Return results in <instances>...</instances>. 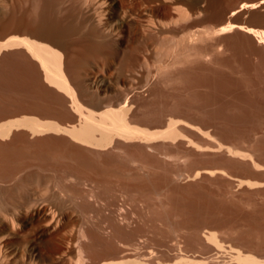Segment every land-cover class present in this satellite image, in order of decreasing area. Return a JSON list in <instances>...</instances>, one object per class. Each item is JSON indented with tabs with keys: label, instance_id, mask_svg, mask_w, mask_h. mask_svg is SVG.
<instances>
[{
	"label": "rangeland",
	"instance_id": "374dc122",
	"mask_svg": "<svg viewBox=\"0 0 264 264\" xmlns=\"http://www.w3.org/2000/svg\"><path fill=\"white\" fill-rule=\"evenodd\" d=\"M32 1L33 0H30V1L29 0H4V1L0 0V2H1L0 3V34H3L4 31H6V29L10 28V27L11 28L17 27V28H21V29L25 28L26 31L28 32V35L30 33L31 36L33 35L32 36L33 38L30 35L28 36L27 34L26 35L20 34V37H22V36L23 37H30L33 40H36L38 42H42L44 44H48L55 49H59L52 42H50V40H46V39L44 40L40 37L39 38L35 37V35L38 34L39 36H46L47 38L48 37H50V38L55 37L54 38L55 40L59 39L60 42H62L64 45L71 46V55H70L71 60L69 59L70 60L69 62H70L71 67L74 68V71L77 70V72L76 71L75 72L80 74L79 73L80 71L83 72V70L84 71L88 70L91 67V63H88V60L84 61L85 59H83V54H85V52L87 50H89V49H87V47H85L86 44H88V45L90 44L88 42L89 39L86 38L85 35L80 36L81 34L79 35L76 32L74 34V31L72 33H70L68 36L67 32L65 31V29L66 30L69 29L67 26H69V27L71 26V25H69V23L71 24L72 21L74 20V18L70 15V12H68V10H62V12L58 15V17H57V15L56 16L52 15V17H50L52 14V13H50L51 10L48 9V8H51L50 1L49 0H40V1H38V5L35 8L39 9L38 7L40 6V9H42V10L39 9V11H38L37 9H35L37 11V13H36L33 10L34 7H31ZM91 1H92V4H98V2L100 3L101 0H91ZM122 1H123L122 7L123 8L127 7V8H125L127 10L131 9L134 5V3H132V1H130V2H129V0H122ZM212 1L208 0V2H207L208 5L206 3L204 5V9L208 8L210 10V12L208 9H206L208 11L204 12V14L202 13L201 15H198L195 17L191 16V17H194V19H196V17H198L196 19V20H198L197 22H196V20H194L193 18L190 17L189 21L187 20L186 22H182V23L180 22L178 24V26L176 24L175 27L177 29H175V27L173 26L174 29H172V31L170 30L169 32H167L165 34H160L161 36L159 35L158 39L160 38L159 40H161V42L158 45L156 43L152 42L153 40H151V39H149L148 42H145L143 45H145V46L147 45L146 48L149 49V50L147 49L148 52L149 51L151 52V53L149 52L148 54L146 53V55H145V56H147L146 58H145V56L139 55L136 51H133L132 56H130V54H129L127 56L122 55V56L118 57V56H114L113 54L112 55L110 54L111 55V56L109 55L110 60H112V61L114 60V61L112 63H110L111 62L110 60H109L110 62L108 61V63H107L108 67H106L107 69L105 68V71H104L105 72L104 74L107 73L106 74L107 77L105 75L104 76L107 80L108 77L110 75H114V72H115L114 76L116 77V79H118L120 86L117 85V83H114V85L118 86V89L121 88V90L129 93L130 95H131V93H132V95L138 94V92L141 93L142 99H141V96H139V98L136 99L137 105L135 106L136 112H137L136 113L137 118L139 117L137 120L138 122H136V125L141 126V128H145V129L147 128V129H149V131H151V130L152 131H159V130L161 131V130L168 128L166 123H167V121L169 122L170 119L174 120L176 122H178V120L180 119V121L184 122L185 120H187L189 118L187 121H185V123H190L192 120L191 117H193V118L196 117V119H197V125L196 126H198V124H199L198 127L203 128L200 124L202 123V125L204 126L205 125L204 123H206L209 126L213 125V127L210 126L211 127L210 130H212L213 132H216L217 130H219L220 132L217 131L218 133H212V135L210 134L211 136H208V135L204 134L203 132H200L199 130H192V132H189L191 129L187 128V132H185L186 129L185 130L179 129L180 132L182 131V133H180V134L183 135V137L182 136L179 137V139L176 141H168V142L167 141H162V142L159 141L160 143L158 142V143L153 144V146L154 145L156 146L158 144L156 146V147L159 146L158 149L154 148V147H153V149L151 147H148L149 149L148 148L146 149L147 152L146 151L141 152L138 150H134V148L133 149L130 148L128 153L122 155V157H119V158H117V157L116 158H113V157L109 158V156L104 157V158L103 157H101V158L100 157L99 158H95V157L92 158L91 157L92 159H90V161L92 160L91 162L93 164L94 160H95V164H93L94 167L92 166L93 169H91V167H89L90 168V169L88 168L89 170H87V168H86V170L84 169V167L82 166V164H81L79 158L76 156V154H70L69 151H68L69 154H67V151H65V150L63 151V148H62L63 144L62 143H65L64 138L67 137L65 135H64V137L62 136V138L60 135L59 139H58L59 135L54 134V133L53 134L52 133L46 134L45 136L41 135V136L31 137V135L29 134L30 132L28 130L21 129L22 131L23 130L24 131L21 132V130H14L12 135H10L8 138L0 139V157L3 155L0 158V162L2 164V167L0 164V167H1L0 170L3 171V172L0 171V176L4 175V177H5V174H6V176L8 174L9 175L13 174L12 168L14 169V173H15L18 166H20V168H19L20 171L24 170L22 172H24L27 175L29 169L27 170V172H25L24 168H27L28 165H30L29 162H33V164L31 163V165H33V166L35 165V163L39 166L40 163L42 165L44 162L45 166L48 164H50L49 166H51L53 164V166L55 165V167L57 165L56 163H58L59 167L58 166L57 167L61 170H66V169L68 170L69 169V170H73V171L75 170L76 172H80L82 170L84 172L87 171L86 173L89 175H95V176L97 175L96 173L98 171L104 172V173H102L103 176L101 177V179H104L105 182L108 184V186L111 189L110 190L108 189L109 191H107V192L104 191L103 189L101 191V192L106 193L105 194L106 197L104 196V199L100 200L101 203L97 204L99 207H102V208L98 209V212H99L98 213L97 211H95V212H93V211L90 212L88 210L86 211V209L84 208V206L82 204L80 205L81 208H80L79 204H77V206L74 205L73 208H75L74 210H76V211H74L75 216H73L72 222L71 223L69 222L71 225H68V227L66 229L67 235L74 236L77 232H79L80 226H81V224H80L81 221L92 220V222L94 221L93 223H95V224L96 223L98 224L100 222L99 224L103 223L104 226H106L105 224H107V222H105V221H107V219H106L107 216L110 217V215L111 214L113 215L114 213L115 214H121V213L125 214L126 213V215H128V217L130 218V221L131 222L134 221V226L132 228H136V226H137V229H135L134 232H136L135 233L136 235H140V236H138V238L140 240H142V241L139 240L142 245L145 244L144 247H146V246L148 247L149 244L150 245L153 244L156 247L158 246L159 248L164 249L166 247H164V248L162 247V245L164 243L162 244L161 241L162 242L165 241L167 246H171V247L174 246L175 244L176 245L179 244L178 248L179 247L181 248V246L183 247V245H184V247L187 250L185 248H181V249H183V250L185 249L186 251L184 250V252L187 253V254L186 253L185 254L187 256H189L191 259L193 258L195 261L196 260H198V262L199 261L200 262L205 261V260H207V258H211L213 256L211 259L221 258V260H222V257H223V259H225V261H226V264H229V263L230 264H242L241 262H238V260L236 259L237 258L236 256H238V252L241 251L244 255L250 254L252 256H255L258 260L263 262L262 263L259 261L261 264H264V188H263L264 186L260 185V183L262 181H263L262 183L264 184V176H262V175H264V168H263L264 167V58H262V57H264V52H263L264 47H262V45H259L257 43L253 44V42L255 43V39H253L252 36H251V39H252V41L253 40L254 41L251 43L250 42L251 39L248 37L249 35H247L245 32L244 33L246 35H244V33L242 31H239L240 32L239 33L236 30H235L236 32L235 31L232 32L233 34L232 33L231 34L230 33L224 34V35L229 34L227 36L230 38H228L222 34L223 38L221 37V35H219L220 37L216 36V35H214V37L212 35H211L212 37L206 36L207 39H205V37L203 38L204 40H206V42L203 41V39L202 40L199 39L200 40L199 42L201 44L199 42H196L197 44L195 43L196 45L194 46V47H196V49L199 48L198 54L195 53V51H193V52L189 51V47L187 45V42H185L187 40V38L191 35V33L193 34L196 32L197 33L207 32L210 30L214 31L215 29L217 30V29L221 28V26L227 25L226 22H221L219 19H220V17H222L225 14V11L229 8L232 10H237V9L239 11L242 10L238 13L239 15L237 14L238 16L237 15L235 16V18H234L235 21L233 20L234 21L233 23L237 22V24L241 23L243 25H245V24L247 26L249 25V27L254 26L257 29L258 28L264 29V6H263L264 4L261 5L262 7L260 6L261 8L258 7L257 9H255L253 11H249L248 9H242V8L244 7L245 3H249L251 1L254 2V0H222V3H221V0H217V1L212 0ZM259 1H261V0H255V2H259ZM124 2L126 3V5H124L125 4ZM195 2H196V0L195 1L191 0V2H187V3H190L192 5V4H195ZM109 3H110V0L107 1V4H109ZM129 3H130V6H129ZM44 5H46V7ZM131 5H132V7H131ZM193 6H195V5H193ZM209 6H210V8H209ZM183 7L185 8V5ZM186 8L188 9L189 7L187 6ZM183 10H185V9H183ZM31 11L32 12L34 11V13H32ZM41 11H43V13H41ZM254 11H255V13H254ZM39 12L41 14H39ZM205 13H207V14H205ZM38 15H39V17L36 18ZM153 15H155L152 17L154 20L158 15L157 14H153ZM236 19H238V21H236ZM155 20L157 22H159L160 17L158 16ZM37 21H39V23ZM62 21L65 22L64 24L66 26L64 24H62L63 23ZM41 22H43V23H41ZM47 22H48V24H47ZM49 22L50 23L52 22L53 24H50ZM73 23H75V22H73ZM195 23H198V24H195ZM223 23H225V24H223ZM56 24H60L59 26L57 25V28H60V29H56V31L60 30V32H58V33H56V31H55ZM47 25L49 26V28H46V27H48ZM183 26H185V27L183 28ZM51 27H52V29H51ZM178 27H179V29H178ZM61 28L64 29L63 31L66 34L61 32ZM71 29H72V27H71ZM175 30H177V32ZM68 31L70 32V29ZM40 33L43 35H41ZM61 33H63L64 36ZM47 34L48 35L51 34L52 36H47ZM55 34H57V35H55ZM236 34H238L239 36H237ZM16 36H19V35L18 34L17 35L11 34L8 36L0 37V43H4V42L6 43L7 41L9 42L10 38L12 40V39H14L13 37H16ZM215 36H216V38L218 37L217 39L219 41L215 38ZM233 36L235 38L236 37L237 38L235 39ZM62 37H63V39H62ZM81 37H84V38H81ZM74 38H76V40ZM247 38H249L250 40H247ZM81 39H83V40L85 39V40L83 41ZM222 39L223 40L225 39V43H223L224 41H221ZM230 39L234 42L230 43V42H232ZM229 40H230V42H229ZM73 41H78L79 43L73 42ZM85 41H87V42H85ZM134 42H135V39H134ZM219 42H221V43H219ZM84 43H85V46H84ZM217 43L219 44V46H217L218 45ZM234 43L238 49L236 48L235 45H234L235 47L233 45H231ZM246 43H248V44H246ZM149 44H151V45H149ZM215 44H217V45H215ZM76 45H79V46H76ZM141 45L142 44H138V42L136 41L135 48L138 46H139L138 49L145 47L143 45L141 47ZM154 46L156 48H154ZM228 46H231V48L234 47L232 49V52H231V49L228 48ZM255 46L257 47V49ZM258 46L260 48H258ZM184 47H185V49H184ZM203 47H204V50H203ZM221 47L223 48V50H219V49H222ZM241 47H242V49H241ZM245 47H247V48H245ZM138 49H136V50H138ZM186 49H187V51H186ZM252 49H253V51H252ZM260 49H262V50L260 51ZM73 50H75V51H73ZM83 50H84V52H83ZM151 50H153V52ZM233 50H234V52H233ZM182 51H184V52L182 53ZM239 51H241V52H239ZM89 52H87V53L91 54L92 50ZM230 52H231V54H230ZM180 53H181V56L183 55L182 59H181L182 62L178 63V66L177 65L173 66L174 68L172 66L169 67V61L172 60V58H175V56L173 54H175V55L177 54V56H178ZM202 53H203V55H202ZM235 54H237V55H235ZM172 55H173V57H172ZM197 55H199V56H197ZM195 56H197V57H195ZM122 57H124V58H122ZM135 57H136V59H134ZM81 61H82V63H81ZM142 61H143V63H141ZM105 62H107V61H105ZM137 62H139V63H137ZM83 63H86V64L83 65ZM118 63H119V65H117ZM224 63L226 64L225 66H224ZM179 65H181V66H179ZM122 66H123V68H120ZM37 67L39 69H37ZM86 67H87V69H84ZM160 67L162 68V70L165 69L164 71L166 73L164 71H163L164 72L163 73L162 70L159 69ZM167 67H169V69L170 68L171 69L169 70ZM113 68H117V69H113ZM78 69H80V70H78ZM36 70H38L39 72ZM110 71H112V72H110ZM41 72L42 71L40 68V64L29 53H27V50L23 47H16L15 49L13 48V49L8 50V51L4 50L0 53V124L7 123V122L13 121V120H19V118L22 119V117H24V116H26V117L30 116L32 118L35 117L36 119L39 118L40 121H54V122L56 121L60 124L62 123L61 125H65V126L78 124L77 119L74 118L76 113L75 114L72 113L73 111L70 109L69 105L66 104L65 99L63 100V97L61 100L60 96H63L61 94V92H59L55 88H51V86H49V84L44 80L43 75L40 76V74H42ZM171 74H174L175 76H173V78H172L170 76ZM162 75H164V76H162ZM100 77L102 79L104 78L102 76H100ZM119 77H120V79H119ZM121 77H122V79H121ZM168 77L171 80L168 81V79H169ZM184 78H186V79H184ZM164 79H165V81H163ZM130 87H132L134 91L132 90V88L130 89ZM53 89L55 92L53 91ZM118 89H117V91H118ZM153 89H156L158 91L153 90ZM56 91H58V94ZM152 91H153V93H152ZM115 92L116 91L109 92V94H107L106 97L104 94H102L100 96V99L97 95L94 96L95 94H93L92 91H89L88 94L90 93L91 97L93 96L96 101L99 100L102 102L103 100L106 101L109 99L110 100L113 99L114 102H117L118 101L117 97H119V94H118L119 91L116 93ZM151 93L153 95L155 94L154 97ZM150 94H151V97L149 96ZM111 96H112V99H111ZM89 98H90V96H89ZM94 98H93V101H95ZM148 98L152 101H150ZM151 98H153V99H151ZM154 98H156V99H154ZM172 98H173V101L171 100ZM90 99H92V98H90ZM142 100H144V101L146 100V101L143 102ZM62 101L65 102L66 105L64 103H62ZM141 102H142V104H141ZM61 103H62V105H61ZM89 103H87L88 104V106L86 105L87 107L85 106V103H83V105L87 108V110L89 109V110L95 111L96 113H99L100 111H102V110H99V108H96L95 105H92V103L89 105ZM142 105H143V107H145V106H147V107L143 108ZM66 106L68 109L65 108ZM183 106L184 107L186 106V108H184ZM197 106H199V107H197ZM149 107L152 109H149ZM153 107H154V109H153ZM167 107H168V109H166ZM200 107L202 108V110ZM140 108L142 109V111ZM177 108H179V109H177ZM19 109H21L22 110L21 112H23V113H24L23 110H25L24 116H23V113L19 114V111H20ZM156 109L158 111L162 110L161 112H163V113L160 114V111L158 112V111H156ZM170 109H172V110H170ZM184 109H186V111ZM187 109H189V112ZM14 110H16V111L14 112ZM147 110H149L150 112ZM67 111H69V112H67ZM171 111H172V113H170ZM174 111H176V112H174ZM194 111L196 113L200 111V113H197V116L200 115V117L204 120H202L201 118H198L199 116L197 117L196 113ZM138 112H139V114H138ZM151 112H152V114H151ZM155 112H157L156 113L157 115L155 114ZM184 112H185V114H184ZM190 112L194 113L195 115L190 113ZM211 112H213L214 115ZM16 113H17V115H16ZM44 114L45 115L47 114V116H45ZM49 114H50V117H49ZM171 114H173V115H171ZM183 114H184V116H182ZM189 114H191V115L189 116ZM21 115H22V117H21ZM165 115H166V117H164ZM203 115L207 116L206 117L207 119ZM141 116L144 117V119ZM153 116H154V118H153ZM167 116H169L168 117L169 119L167 118ZM215 116H217L219 120ZM220 116L222 117V119ZM76 117H77V115H76ZM155 117H157V118H155ZM150 118H151V120H150ZM182 118H184V119H182ZM156 119H157V122L155 121ZM164 119H165V121H164ZM159 120L161 121V123H159L160 122ZM216 120H217V123H216ZM192 121H194V120H192ZM207 121H209L210 123H208ZM183 122H180V123H183ZM218 124H219V126H218ZM165 125H166V127H165ZM224 125L227 127L226 128L223 127ZM221 126L223 128H221ZM214 127H215V129H213ZM232 127H234L235 129ZM216 128H217V130H216ZM188 129H190V130H188ZM223 129H224V131H223ZM232 129L234 132L232 131ZM26 131H28V133ZM193 131L195 133H193ZM222 131L223 132L226 131V133H223ZM199 132L202 135L204 134L205 137H203L204 135L203 136L200 135ZM236 132L238 134H234ZM17 133H18V135H17ZM190 133H193L194 135L190 134ZM227 133L229 135L231 133V135H233V136H231V135L229 136V135H227ZM213 134H215V135H213ZM47 135H50V137L49 136L47 137ZM188 135H190L191 137ZM234 135L236 138L234 137ZM236 135H238V136H236ZM184 136H186V139H189V140L187 141L184 138ZM212 136H213V138H211ZM221 136L222 137L224 136V137L222 138ZM39 137H41V138H39ZM46 137L48 139H46ZM208 137H209V139H208ZM220 137H221L222 141H219ZM240 137L243 141L240 139ZM43 138H45V139L43 140ZM224 138H226L227 141L229 139L228 143L226 142V139L224 140V143H223ZM234 138L236 140L233 141ZM38 139H39V141H38ZM51 139L52 140L55 139V140L52 141ZM198 139H199V143H198ZM203 139L206 141H204ZM212 139L214 141H212ZM47 140H49V141H47ZM62 140H64V141H62ZM215 140L218 144L221 145V143H222V145H224V146H222V148L226 147V149H227L228 147L232 148V146H233L234 148H232V149H234V151H237V149H240V153L242 152V154L248 155L250 152L251 153L253 152V154L250 153L249 155L251 157L248 156L249 158H245L242 155H239V156L228 155L229 152L226 151V149H224V148L219 149L218 144H217V146H215L216 149H217V147H218V149L216 151H213V153H212V151L209 152V151L203 149L204 148L203 146L206 147L207 145H211V144L216 145ZM238 140L239 141L241 140V141L238 142ZM43 141H45V142H43ZM55 141H56V143H55ZM235 141H237L239 144ZM163 142H164V144L162 145L161 143H163ZM172 142H174V143H172ZM188 142H189V144H188ZM202 142H204L205 144ZM242 142H244V144H242ZM165 143H167V145ZM229 143H232V144H230V146H229ZM227 144H228V147H227ZM241 144L243 147H241ZM253 144H254V146H253ZM54 145H55V147H54ZM59 145H61L62 147L59 148L60 147ZM235 145H239V147L236 146L237 147V149H236ZM244 145H246V146L248 145L247 147L250 146L253 148L251 149L249 147L250 150H248V148ZM199 146L202 148L199 149ZM161 147H164L163 150ZM45 148H47V149H45ZM20 149H22V150H20ZM60 149H62V150H60ZM154 149H156L155 150L156 152H154ZM254 149L257 151L258 154L256 153V151ZM28 150H29V152H27ZM48 150H49V152L47 153L46 151H48ZM17 151H19V152L23 151V152L22 153L18 152L19 153L18 154ZM44 151H45V153H44ZM13 152H15L16 155H15V153L13 155ZM33 152L36 154H34ZM168 152H169L170 156H168ZM207 152H208V155H207ZM217 152H219V153H217ZM238 152H239V150H238ZM243 152H245V153H243ZM27 153L28 154L30 153L29 155L31 157L29 155L26 157ZM5 155H6V160H5V158L3 159V157H5ZM19 155H20V157H19ZM68 155H70V156H68ZM212 155H213V157H212ZM252 155H254V157ZM13 156H14V159H13ZM42 156L46 161L42 158ZM49 156H51V158ZM215 156L216 157L218 156V157L215 158ZM235 156H236V158H235ZM9 157H11V158H9ZM32 157H33V160H32ZM239 157H243V158H239ZM16 158L17 159L20 158V159H18V162H17ZM23 158H25V160ZM29 158H31V159H29ZM8 159H10L11 163ZM37 159H38L39 163L36 162ZM49 159H50V161L53 162V163L51 162L52 164L50 163ZM233 159H234V161L236 159L239 161L234 162ZM242 159L244 161L243 163H245V164L242 163ZM26 160H28L29 162L27 161L28 162L27 163ZM40 160L41 161L43 160V161L41 162ZM132 160L133 161L135 160L136 162H132ZM6 161H8L9 165H8V163H6ZM54 161H55V163H54ZM224 161H226V162L223 163ZM13 162H14V164H13ZM19 162H22V165ZM248 162L251 164H249ZM78 163L81 167H79ZM234 163H235V165H234ZM238 163H241V164L237 165ZM257 163H259V164H257ZM11 164H12V167H11ZM23 164L24 165L28 164V165H27V167H23ZM100 164L101 165L103 164V166L101 167ZM226 164L230 168V169L228 168L229 169L228 171H227V167H226L227 165ZM98 165H100V166L97 167ZM241 165L244 167H242ZM251 165H253L254 167H252ZM5 166H7V167L3 168ZM9 166H10V168H9ZM38 166L34 167L35 168L34 171L37 169ZM245 166H246V168L250 167L249 169L247 168L248 171L245 170L246 169ZM221 167L223 170L220 169ZM251 167H252V169H251ZM7 168L11 169V170L8 171ZM99 168H101V169H99ZM261 168H263V169H261ZM5 169L7 170L6 173L4 172ZM215 169H219V170H216L217 172L221 170V173H219V172L217 173L216 171H213ZM250 169H251V171H249ZM18 170L16 173H18ZM77 170H79V171H77ZM208 170L213 171V174L207 175V174L203 173L201 176L200 175L197 176L198 173L208 171ZM10 172H11V174H10ZM222 172H224V173H222ZM249 172H251V173H249ZM252 172H253V174H252ZM257 172H258V174H257ZM229 173H230V175L232 174L231 176L232 177L234 176V178H230V176L228 175ZM196 176L199 178H197ZM262 178H263V180H262ZM240 182H242L243 185H241ZM251 183H253L254 186L256 184L257 187L251 186ZM7 184H8V186H6ZM3 185H5L6 187H1V184H0V191H1L0 192V194H1L0 198L2 197V199H3L4 197H6L8 195L11 197V199H9V200L16 201L15 197L17 196L16 194H18V192L16 193V191H18V190L14 189V185L13 184L9 185V183H5V184L3 183ZM249 186H251V187H249ZM10 187H12V190L14 189L15 192H12ZM8 188H9V190H8ZM5 189H6V191H5ZM2 190L4 192H7V193H4ZM111 190L113 192H111ZM10 191L12 193V196H11ZM98 191H100V190H98ZM13 195H15V196L13 197ZM6 198H8V197H6ZM4 201H7V200L4 199ZM100 204L105 206V208L103 206H101ZM83 217L86 219L82 220ZM182 222L186 225L189 224L190 225L189 227H191L189 229H186L187 231H185V232H187V233L184 232L183 236H181V239H180V237H178L175 240L173 237H169V236H171V233L169 231H171L170 229H172L173 225L178 224V223H182ZM221 223H222V225H221ZM79 224H80V226H79ZM161 225H162L163 230L161 228ZM194 225L196 226V229H198V228L201 229V232L198 231V233H199V235L201 234L202 236L199 237V235H198L196 238V235L198 233L196 234L197 231H195ZM149 226L153 227V228H149ZM154 226H155V228H154ZM157 226H158V228H157ZM228 226H230V227H228ZM138 227L140 230L143 227H144L143 230L147 228V230H144L145 234L143 233V230H141L142 231V234H141ZM140 227H142V228H140ZM192 228H194V229H192ZM190 229H192V230L190 231ZM211 229H212V232L218 233L217 235L219 236L221 243L223 245L225 244L224 245V251L222 250V252H221L222 254L217 253V251L214 252L213 251L214 248L210 249V247L212 248L213 246H212L211 242L207 243L208 239H207V237H204L207 233H209V231L211 232ZM130 230L131 229H129V232H130ZM149 231H151V232H149ZM74 232H75V234H74ZM204 233H205V235H204ZM129 234L132 235L131 232ZM188 234H190L191 236H189ZM193 235H195V237ZM75 236L77 237V235H75ZM189 237H191V238L189 239ZM172 238H173V241H172ZM182 238L183 239L187 238V239L183 240ZM150 239H153L155 242H153V240H150ZM195 239H198V241H196ZM181 240H183V241L181 242ZM187 240L190 241V243H186V242H188ZM200 240L202 242H199ZM143 241H145V242H143ZM184 241H185V243H184ZM204 241H206V242H204ZM166 244H164L163 246H166ZM186 244L188 246H186ZM24 245H25L26 249L30 248V244H27V243L23 244L22 248L20 246V248L24 249L23 248ZM153 245H151V246H153ZM206 245H208V246L210 245L209 249H208L209 250L208 253H206L207 248H208V246H206ZM225 246H226V248H225ZM235 249H236V253H234V251H233ZM76 252L74 255L68 256V261H67L68 264H79V262H80V264H103L104 262L107 263L109 261L110 262L122 261L117 256L116 257L114 256L115 259L112 258V256H111V258H110V256L106 257L108 259L107 260L105 257H100V255H98L97 253L96 254L99 257L95 253H93L91 255L89 253H85V255L81 254L82 255L81 256V255H79V253H80L79 251H78L79 252L78 254ZM206 254L209 256H207ZM215 254H216V257H215ZM20 264H22V263L20 262ZM29 264H43V263H41L38 259H35L34 261H32V263H29Z\"/></svg>",
	"mask_w": 264,
	"mask_h": 264
},
{
	"label": "bare ground",
	"instance_id": "6f19581e",
	"mask_svg": "<svg viewBox=\"0 0 264 264\" xmlns=\"http://www.w3.org/2000/svg\"><path fill=\"white\" fill-rule=\"evenodd\" d=\"M1 1H4V0H1ZM38 1H40V0H33L32 1V6H31V7H34L33 10L36 13H37V11L35 9H37V8H35V7L38 5ZM49 1L51 3V5L49 4L51 6V8H48V9H50L51 11L50 10L49 11H50V13H52L50 17H52V15L53 16L57 15V17H58V15L62 12V10H68V12H70V15L74 18L72 23L71 24L69 23V25H71V26L70 27L67 26L70 29V32L68 31L69 29H67V30L65 29V31L67 32L68 36H69L70 33H72L74 31V34L76 32L79 35L81 34L80 36L85 35V37L89 39V41H88L90 43L89 45L86 44V46H85V43H84V46L87 47V49H89V50L86 49L87 51L85 52V54H83V59H85L84 61L88 60V63H91V67L89 66L90 68L88 67L89 69L85 70V71L83 70V72H81V71L79 72L78 71L80 74L76 73L77 70H75L76 71L75 72L74 68L71 67L70 62H69L71 60L70 59L71 46L64 45L62 42H60L59 39L55 40L54 39L55 37L54 38H50V37L47 38L46 36H39L38 34H37L38 36L35 35V37H38V38L40 37V38H42L44 40L45 39L46 40H50V42H52L59 49H55V48L51 47L48 44H44L42 42H38L36 40H33L30 37H23V36L20 37V34H23V35L27 34L28 35V32L26 31V29L24 27L23 28L25 30L21 29V28H17V27L16 28H11L10 27V28H7L6 31H4L3 34H0V37L8 36V35H11V34H14V35L18 34L19 35V36L13 37L14 39H12V40L10 38L11 41L9 40V42L7 41L6 43L5 42L4 43H0V53L2 51H4V50L8 51V50H11L13 48L15 49L16 47L25 48L27 50V53H29L40 64V68H41V71H42L41 72L42 74H40V76L43 75L44 80L49 84V86H51V88H55L59 92H61V94L63 95V96H60L61 100H62V97H63V100L65 99L66 104L69 105L70 109L73 112L71 110L70 111L72 113H74V114L76 113L77 117L75 115L74 118L77 119L78 124L66 125L65 126V125H61L62 123L60 124V123H58L56 121L55 122L54 121H40L39 118L36 119L35 117L32 118L30 116L29 117L28 116L27 117L24 116L25 110H23L24 111V113H23V112H21L22 110L19 109L20 110L19 114L23 113L24 117H22V115H21L22 119L19 118V120H13V121H9L7 123L0 124V139L8 138L10 135H12L14 130H21V129L28 130L30 132L29 134L31 135V137L41 136V135L45 136L46 134H50V133L53 134L54 133V134H58L59 135L58 136V139H59L60 135H61V138H62V136L64 137V135H65V136H67V137L64 138L65 141L62 140L65 143L61 142L63 144V147L61 145H59L60 146L59 148L62 147L63 151L64 150L67 151V154H69L68 151L70 152V154H76V156L79 158V160H80L82 166L84 167V169L86 170V168H87V170H89L90 169L89 167H91V169H93L92 166H93V164H95V160H94L93 164L91 162L92 160L90 161V159H92L93 157H95V158L103 157L104 158V157L109 156V158L110 157L119 158V157H122V155L128 153L130 148L131 149L134 148V150H138V151H141V152L146 151V149L148 147H151L152 149H153V147L158 149L159 146L156 147L158 144L156 146L155 145L153 146V144L158 143L159 141H161V142L162 141H167V142L168 141H176V140L179 139V137H181V136L183 137V135L180 134V133H182V131L180 132L179 129H181V130H185L186 129L185 132H187V128L191 129V130L188 129V130H190L189 132H192V130H199L200 132H203L204 134H206L208 136H211L212 133H218L217 131H219V130H217V128H216L217 131L213 132L212 130H210L211 129L210 126L213 127V125L209 126L208 124H206L204 122H203L205 124L204 126L200 122L201 123L200 125L203 128L198 127L199 124H198V126H196L197 125L196 117L195 118L191 117V119L194 120V121H192L190 119L191 122H192V123L190 122L191 124L190 123H185V121H187L189 118L187 120H185L184 122L180 121V119L178 120V122L170 119L169 122L167 121V123H166L168 128H166L164 130H161V131L160 130L159 131H152V130L149 131V129H147V128L146 129L145 128H141V126L136 125V122H138L137 120H138L139 117L137 118V114H136L137 112H136V108H135V106L137 105L136 104L137 103L136 99H138L139 96H141V93L138 92V94H135V95H132V93H131V95H132L131 96L129 93L124 92L123 90H121V88L118 89V86L114 85V83H117V85H119L118 79H116V77L114 76L115 72H114V75H110L111 77L109 76L110 78L108 77L107 80L105 78L107 73L104 74L105 73L104 72L105 68L108 67L107 63L110 60V58H109L110 54L111 55L113 54L114 56H118V57L122 56V55L123 56H125V55L127 56L129 54H130V56H132L133 51H136L139 55L145 56L146 53L148 54L150 52V51L148 52L149 49L146 48L147 45L146 46L143 45L145 42H148L149 39H151V40H153L152 42H154V43H156L158 45L161 42V40H159L160 38L158 39L160 34H165V33L169 32L170 30L172 31V29H174L173 26L175 27L176 24L178 26V24L180 22L182 23V22H186L187 20L189 21L190 20L189 18L191 16L195 17V16H198V15H201L202 13L204 14V12H207L209 9L208 8H206L208 10L204 9V5H205V3L208 5V3H207L208 0H196L195 4H192V5L190 3H187V2H191V0H189V1L188 0H129V2L132 1V3H134V5L132 4L133 7L131 5L132 8L129 9V10L125 9L127 7H125V8L122 7V3H123L122 0H110L109 4H107L108 0H101L100 3L98 2V4H92L91 0H49ZM221 3H222V0H221ZM263 4H264V0H261L259 2H255V0H254V2L251 1L249 3H245L244 7L242 9H248L249 11H253V10L257 9L258 7H260ZM46 5H44V6L46 7ZM124 5H126V3ZM184 5H185V8L183 7ZM193 5H195V6H193ZM129 6H130V3H129ZM187 6L189 7L188 9L186 8ZM38 8L40 9V6ZM182 8L185 9V10H183ZM209 8H210V6H209ZM39 9H37V10L39 11ZM40 10H42V9H40ZM237 10H232V9L229 8V9H227L225 11V14L222 17H220L219 20L221 22H226L227 25L221 26V28H219L217 30L215 29L214 31L213 30L212 31L211 30L210 31L206 30L207 32H199V33L196 32V33H193V34L191 33V35L187 38V40L185 39L186 40L185 42H187V45L189 47V51H191V52L195 51V53L198 54V52H199L198 49L199 48L196 49V47H194V46L197 44L196 42H199L204 37H205V39H207L206 36H211L212 35L214 37V35H216V36L221 35V37L223 38L224 34H226V33H230L231 34L235 30L237 32H239V31H242L243 33L245 32L247 35H249L248 37L250 39H251V36H252L253 39H255V43L253 42L254 40L252 41V39L250 40L249 38H247V40H250V42L251 43L253 42V44L257 43L259 45H262V47H264V29L263 28L262 29L261 28L257 29L254 26L253 27H249V25L248 26L246 24L243 25L240 22H239L240 24H237V22L233 23L235 21L234 20L235 16L240 11H242V10H240V11L239 10L237 11ZM34 11L33 12L31 11V12L34 13ZM209 12H210V10H209ZM41 13H43V11H41ZM41 13L39 12V14H41ZM254 13H255V11H254ZM153 14H157L160 17L159 22H157L155 20L158 16L154 19L155 21L153 20L152 17L155 16ZM205 14H207V13H205ZM38 17H39V15L36 18H38ZM194 17H191V18L194 19ZM197 18L198 17H196V19ZM196 19H194V20H196ZM197 21L198 20H196V22ZM236 21H238V19H236ZM37 22L39 23V21H37ZM73 22H75V23H73ZM41 23H43V22H41ZM64 23L65 22H63L62 24H64ZM47 24H48V22H47ZM50 24H53V23L51 22ZM195 24H198V23H195ZM223 24H225V23H223ZM57 25L59 26L60 24H56L55 31H56V29H60V28H57ZM71 27H72V29H71ZM184 27L185 26H183V28ZM46 28H49V26L46 27ZM51 29H52V27H51ZM175 29H177V28L175 27ZM178 29H179V27H178ZM63 30L64 29L61 28V32L64 33ZM175 31L177 32V30H175ZM58 32H60V30L56 31V33H58ZM63 33H61V34H63ZM245 33H244V35H246ZM64 34H66V33H64ZM64 34H63V36H64ZM238 34H236V35L239 36ZM29 35H30V33H29ZM41 35H43V34H41ZM55 35H57V34H55ZM227 35H229V34H227ZM227 35H224V36L228 37ZM47 36H52V35L51 34H49V35L47 34ZM216 36H215V38H216ZM81 38H84V37H81ZM228 38H230V37H228ZM62 39H63V37H62ZM74 39L76 40V38H74ZM134 39H135V42H134ZM81 40H83V39H81ZM230 40H229V42H230ZM136 41L138 42V44H142L145 47L138 49V47H139L138 46V47L135 48ZM203 41L206 42V40H204V39H203ZM221 41H224L223 43H225V39L224 40L222 39ZM73 42H78V41H73ZM85 42H87V41H85ZM233 42L234 41H232L230 43H233ZM219 43H221V42H219ZM151 44H149V45H151ZM217 44H215V45H217ZM246 44H248V43H246ZM142 45H141V47H142ZM231 45L234 46L235 43L231 44ZM76 46H79V45H76ZM217 46H219V44ZM154 48H156V47L154 46ZM228 48L231 49V52H232L233 48H231V46H228ZM236 48H237V46H236ZM245 48H247V47H245ZM258 48H260V47L258 46ZM136 49H138V50H136ZM184 49H185V47H184ZM187 49H186V51H187ZM241 49H242V47H241ZM256 49H257V47H256ZM91 50H92V53L89 54L90 53L89 51H91ZM203 50H204V47H203ZM219 50H223V48L219 49ZM261 50L262 49H260V51ZM73 51H75V50H73ZM151 51L153 52V50H151ZM252 51H253V49H252ZM83 52H84V50H83ZM87 52H89V53H87ZM183 52L184 51H182V53ZM231 52H230V54H231ZM233 52H234V50H233ZM239 52H241V51H239ZM177 54L176 55L173 54L175 56V58H172V60L169 61V67L170 66L173 67V66H176V65L178 66V63L182 62L181 59H182L183 55L181 56V53H180L177 56ZM237 54H235V55H237ZM173 55H172V57H173ZM202 55H203V53H202ZM197 56H199V55H197ZM197 56H195V57H197ZM146 57L147 56H145V58ZM122 58H124V57H122ZM262 58H264V57H262ZM134 59H136V57ZM105 61H107V62H105ZM110 61L109 62L112 63L114 60L113 61L110 60ZM143 61L141 63H143ZM81 63H82V61H81ZM137 63H139V62H137ZM84 64H86V63H83V65ZM117 65H119V63ZM181 65H179V66H181ZM225 65L226 64L224 63V66ZM169 67H167V68L169 69ZM120 68H123V66L120 67ZM37 69H39V68L37 67ZM84 69H87V67L84 68ZM113 69H117V68H113ZM159 69L162 70L161 67ZM78 70H80V69H78ZM164 70H162V72ZM36 71H38V70H36ZM110 72H112V71H110ZM100 76H102L104 78L102 79ZM162 76H164V75H162ZM170 76L173 78V76H175V75L171 74ZM119 79H120V77H119ZM121 79H122V77H121ZM184 79H186V78H184ZM169 80H171V79L169 78L168 81ZM163 81H165V79ZM132 87H130V89ZM117 89L119 91V93H118L119 97H117V100H118L117 102L113 101L112 96H111L112 100H110V99L106 100V101L103 100L102 102L99 101V100L96 101L93 96L91 97L90 93H89L90 95L88 94L89 91H92L93 94H95L94 96L97 95L99 97V99H100V96L102 94H104L105 97H106V95L109 94V92H113V91L118 92ZM132 90H133V88H132ZM153 90H156V89H153ZM53 91H54V89H53ZM58 91H56L57 94H58ZM156 91H158V90H156ZM152 93H153V91H152ZM151 94L149 95L150 97H151ZM154 95H153V97H154ZM89 96L92 99H90ZM93 98H94V100L96 102L93 101ZM141 99H142V96H141ZM151 99H153V98H151ZM154 99H156V98H154ZM171 100L173 101V98ZM142 101L145 102L146 100L145 101L142 100ZM150 101H152V100H150ZM65 102L62 101V103H64V104H65ZM62 103H61V105H62ZM83 103H85V106L86 105L88 106L87 103H89V105L92 103V105H95L96 108H99V110H102V111H100L99 113H96L95 111H92V110H89V109L87 110V108H86L87 106L85 107L83 105ZM141 104H142V102H141ZM142 107H143V105H142ZM145 107H147V106H145ZM145 107H143V108H145ZM197 107H199V106H197ZM65 108H67V106ZM184 108H186V106ZM149 109H152V108L149 107ZM153 109H154V107H153ZM166 109H168V107ZM177 109H179V108H177ZM170 110H172V109H170ZM184 110L186 111V109H184ZM187 110L189 112V109H187ZM201 110H202V108H201ZM15 111L16 110H14V112ZM141 111H142V109H141ZM147 111H149V110H147ZM156 111H158V110L156 109ZM161 111H160V114L163 113ZM67 112H69V111H67ZM152 112H151V114H152ZM174 112H176V111H174ZM156 113L157 112H155V114ZM170 113H172V111ZM190 113H192V112H190ZM197 113H200V111L197 112ZM197 113H196V116H197ZM211 113H213V112H211ZM138 114H139V112H138ZM184 114H185V112H184ZM184 114L182 116H184ZM192 114H194V113H192ZM16 115H17V113H16ZM171 115H173V114H171ZM190 115L191 114H189V116ZM213 115H214V113H213ZM45 116H47V114ZM169 116H167V118ZM198 116H197L198 118H201L200 115H198ZM49 117H50V114H49ZM164 117H166V115ZM204 117L206 118L207 116H204ZM215 117H217V116H215ZM142 118L144 119V117H142ZM151 118H150V120H151ZM153 118H154V116H153ZM155 118H157V117H155ZM182 119H184V118H182ZM217 119H218V117H217ZM221 119H222V117H221ZM202 120H204V119H202ZM155 121L157 122V119ZM164 121H165V119H164ZM180 122H183V123H180ZM207 122L210 123L209 121H207ZM159 123H161V121ZM216 123H217V120H216ZM166 125H165V127H166ZM218 126H219V124H218ZM223 127L226 128L227 126L224 125ZM223 127L221 126V128H223ZM232 128H234V127H232ZM213 129H215V127ZM23 131L21 130V132H23ZM28 131H26V132L28 133ZM223 131H224V129H223ZM232 131H233V129H232ZM200 132H199V134H200ZM193 133H195V132L193 131ZM193 133H190V134H193ZM223 133H226V131L223 132ZM234 134H238V133L236 132ZM17 135H18V133H17ZM200 135H202V134H200ZM213 135H215V134H213ZM227 135H229V134L227 133ZM230 135H231V133H230ZM48 136L50 137V135H47V137ZM186 136H184L185 139H186ZM188 136H190V135H188ZM231 136H233V135H231ZM236 136H238V135H236ZM47 137H46V139H48ZM203 137H205V135ZM221 137H220L219 141H222ZM234 137H235V135H234ZM39 138H41V137H39ZM211 138H213V136ZM235 138L233 139V141L236 140ZM44 139L45 138H43V140ZM208 139H209V137H208ZM225 139L226 138L223 139V143H224ZM240 139H241V137H240ZM49 140H47V141H49ZM54 140H52V141H54ZM186 140L188 141L189 139H186ZM38 141H39V139H38ZM204 141H206V140H204ZM212 141H214V140L212 139ZM228 141H229V139H228ZM228 141L226 139L227 143H228ZM240 141L238 140V142H240ZM43 142H45V141H43ZM215 142H216V140H215ZM235 142H237V141H235ZM55 143H56V141H55ZM172 143H174V142H172ZM198 143H199V139H198ZM202 143H204V142H202ZM161 144L163 145L164 142L161 143ZM165 144L167 145V143H165ZM188 144H189V142H188ZM217 144L218 143L216 142V145H212L211 144V145H207L206 147L203 146L204 147L203 149H205V150H207L209 152L212 151V153H213V151H216L218 149V147H217V149L215 147V146H217ZM230 144H232V143H229V146H230ZM242 144H244V142H242ZM242 144H241V147H243ZM218 146H219V149L220 148L221 149H223V148L226 149V147L222 148V146H224V145H222V143H221V145L218 144ZM236 146L239 147V145H235V147ZM244 146H246V145H244ZM253 146H254V144H253ZM54 147H55V145H54ZM164 147H161L162 150H163ZM227 147H228V144H227ZM249 147H247L248 150H250ZM200 148H202V147L199 146V149ZM232 148H234V147L232 146ZM232 148L228 147L227 148L228 150L226 149V151L229 152L228 155H237V156L242 155L245 158L251 157L249 155L251 152L248 155L247 154H242V152L240 153V149H237V147H236L237 151H234V149H232ZM250 148L252 149L253 147H250ZM45 149H47V148H45ZM20 150H22V149H20ZM60 150H62V149H60ZM155 150L156 149H154V152H156ZM238 150H239V152H238ZM18 152L19 151H17V153ZM22 152H19V153H22ZM27 152H29V150ZM46 152L48 153L49 150L46 151ZM14 153L15 152H13V155H14ZM44 153H45V151H44ZM217 153H219V152H217ZM243 153H245V152H243ZM256 153H257V151H256ZM29 154L27 153L26 157ZM34 154H36V153H34ZM251 154H253V152ZM15 155H16V153H15ZM207 155H208V152H207ZM43 156H42V158H43ZM68 156H70V155H68ZM168 156H170L169 152H168ZM252 156L254 157V155H252ZM19 157H20V155H19ZM49 157L51 158V156H49ZM212 157H213V155H212ZM217 157L215 156V158H217ZM243 157H239V158H243ZM4 158L6 160V155H5V157H3V159ZM9 158H11V157H9ZM235 158H236V156H235ZM13 159H14V156H13ZM18 159H20V158H18ZM18 159H17V162H18ZM23 159L25 160V158H23ZM29 159H31V158H29ZM234 159H233V161H234ZM8 160L10 161V159H8ZM32 160H33V157H32ZM27 161L28 160H26V162ZM49 161H50V159H49ZM235 161H239V160L236 159ZM36 162L39 163L38 159H37ZM51 162L52 161H50V163ZM132 162H136V161L132 160ZM225 162L226 161H224L223 163H225ZM243 162L244 161L242 159V163ZM6 163H8V161H6ZM10 163H11V161H10ZM19 163H21V165H22V162H19ZM31 163L33 164V162H29L30 165H28V164L24 165L25 163L23 164V167H27V165H28L27 168H24L25 172H27V170L29 169L27 175L24 172H22L24 170L20 171V169H19L20 166H18V168L16 167L17 168L16 172L19 169L18 173H16V172L14 173V169L12 168V171H13L12 173L13 174H11V172H10L11 175L8 174L6 176V174H5V177H4V175L0 176L1 187L8 186V184L5 186V185H3V183L4 184L5 183H9V185H12V184L14 185V189L18 190V191H16V193L18 192V194L15 193L17 195L15 197L16 201L9 200V199H11V197L8 196V195L6 196L8 198H6V197H4L3 199H2V197L0 198V264H20V262L22 264H29V263H32V261H34L35 259H38L43 264H68L67 263L68 256L74 255L76 251H77L76 252L77 254L80 252L79 255H81V254L85 255V253H89L90 255L93 254V253H95V254L97 253L98 255H100V257H105L106 258V257L110 256V258H111V256H112V258H114V256L115 257L117 256L118 258H120L122 260L120 262L119 261L118 262H114V261L110 262L109 261L107 263L104 262L103 264H226V261H225V259H223L222 256H221L222 260H221V258H219V259H214V258L211 259L213 256L211 258H207L206 257L208 261L205 260V261H201V262L199 261L198 262V260L195 261L193 258H192L193 259L192 260L189 256L186 255L187 253L184 252V250L186 249L184 247V245H183V247L181 246V248H185L183 250L180 247L178 248L179 244H177V245L175 244L176 246L174 245V246L171 247V246H167L165 241H163V242L161 241V243L162 244L163 243L166 244V246H163L164 244L162 245L159 242L162 245L163 248L166 247L164 249L159 248L158 246L156 247L153 244H151V245H153V246H151L148 242L147 243L149 244V246L148 247L147 246L144 247L145 244L142 245L141 242H140L142 240H140L138 238V236H140V235H136L135 234L136 232H134L135 229H137V226H136V228H132L134 226V221L131 222L130 218L128 217V215H126V213L125 214L121 213L122 215L114 213L113 215L111 214L110 217L107 216L106 217L107 221H105V222H107V224H105L106 226H104L103 223L99 224L100 222L98 224L97 223L95 224V223H93L94 221L92 222V220L81 221V223H80L81 226L79 224L80 230L78 229L79 232H77L76 234L74 232V234L77 235V237L75 235H74L75 237L67 235L66 234V229H67L68 225H71L70 223L72 222V218H73V216H75L74 215V211H76V210H74L75 208H73L74 205L77 206V204H79V206H80L82 204L84 206V208L86 209V211L88 210L90 212L91 211H93V212L97 211L98 212V209L102 208V207H99L97 204L101 203L100 200L104 199V196H105L106 193L105 192H101V191L103 189L104 191L107 192V191H109L111 189L108 186V184L105 182V180L101 179V177L103 176L102 173H104V172L98 171L96 173L97 175L95 176V175H89V174L86 173L87 171L84 172L82 170H81L82 172L81 171L80 172H76L75 170L73 171V170H69V169L68 170L67 169L66 170H61V169L58 168L59 167L58 163H56L57 164L56 167H55V165L53 166V164H52L53 162L51 163L52 164L51 166H49L50 164H48V163H47L48 165L45 166L44 162H43L44 165L43 164L41 165V163H40L39 166L36 163L33 166V165H31ZM54 163H55V161H54ZM0 164H1V162H0ZM13 164H14V162H13ZM240 164L241 163H238L237 165H240ZM243 164H245V163H243ZM249 164H251V163H249ZM257 164H259V163H257ZM8 165H9V163H8ZM78 165H79V163H78ZM100 165H98L97 167H99ZM234 165H235V163H234ZM36 166H38V167L34 171V169H35L34 167H36ZM102 166H103V164L101 165V167ZM251 166L254 167L253 165H251ZM1 167H2V164H1ZM6 167L7 166H5L3 168H6ZM11 167H12V164H11ZM79 167H81V166L79 165ZM222 167L220 168L221 170H223ZM226 167H227V171H228L230 168H229L228 165ZM242 167H244V166H242ZM252 167H251V169H252ZM9 168H10V166H9ZM245 168H246V166H245ZM247 168L245 170L248 171V169L250 167L248 169ZM263 168H261V169H263ZM99 169H101V168H99ZM251 169L249 171H251ZM7 170L9 171L11 169L7 168ZM7 170L5 169L4 172L6 173ZM216 170H219V169H215L213 171H216ZM221 170L218 171V172L221 173ZM0 171H2V170H0ZM77 171H79V170H77ZM213 171H211V170L210 171L209 170L208 171H204V172H200L199 171L200 173H198L197 176H199V175L201 176L203 173L207 174V175L208 174L212 175ZM222 173H224V172H222ZM249 173H251V172H249ZM252 174H253V172H252ZM257 174H258V172H257ZM228 175L230 176V178H234V176L233 177L231 176L232 174L230 175V173H229ZM262 176H264V175H262ZM197 178H199V177H197ZM262 180H263V178H262ZM253 183H251V186H254ZM261 183H260V185L264 186V184L263 183L261 184ZM240 184L243 185L242 182H240ZM251 186H249V187H251ZM255 186H256V184H255ZM10 188H11L12 192H15L14 189L12 190V187H10ZM8 190H9V188H8ZM98 190H100V191H98ZM5 191H6V189H5ZM11 191H10V193H11ZM111 192H113V191L111 190ZM4 193H7V192H4ZM11 196H12V193H11ZM14 196L15 195H13V197ZM4 199H6L7 201H4ZM101 206H103V205H101ZM103 207L105 208V206H103ZM80 208H81V206H80ZM84 219H86V218L83 217L82 220H84ZM187 225L184 224L183 222L173 225L172 229H170L171 231H169L171 233V236H169V237H173L175 240L178 237H180V239H181V236H183V233L185 231H187L186 229L191 228V227H189L190 226L189 224H187ZM221 225H222V223H221ZM228 227H230V226H228ZM140 228H142V227H140ZM143 228L141 230H143ZM149 228H153V227L149 226ZM154 228H155V226H154ZM157 228H158V226H157ZM161 228H162V225H161ZM129 229H131L133 231L132 232L130 230L132 235L129 234L130 233ZM138 229H139V227H138ZM192 229H194V228H192ZM192 229H190V231ZM199 229L200 228L196 229V226H195V231H197L196 234L198 233V231L201 232V229L200 230ZM141 230L139 229V231L142 234ZM144 230H147V228L144 229ZM144 230H143V233L145 232ZM162 230H163V228H162ZM149 232H151V231H149ZM185 233H187V232H185ZM190 234H188V235L191 236L192 234L191 235ZM217 234L218 233H216V232H212V229H211V232L209 231V233L206 234L207 236L204 233V235H205L204 237H207V239H208L207 243L211 242L213 247L212 248L210 247V249L214 248V250H213L214 252L217 251V253H221L222 250L224 251V245L225 244L223 245L221 243V241L219 239V236ZM195 235H193V236L195 237ZM198 235H199V233L196 235V238H197ZM200 236H202V235L200 234L199 237ZM173 238H172V241H173ZM190 238L191 237H189V239ZM186 239L187 238H185L183 240H186ZM150 240H153V239H150ZM183 240H181V242ZM195 240L198 241V239H195ZM206 241H204V242H206ZM143 242H145V241H143ZM153 242H155V241L153 240ZM199 242H202V241L200 240ZM25 243L30 244V248L29 249H26L25 245L23 246L24 249H21L22 245L25 244ZM184 243H185V241H184ZM186 243H190V241H188ZM20 246H21V248H20ZM186 246H188V245L186 244ZM206 246H208V245H206ZM209 246H208V248L206 247L207 248V252L206 253L209 252V250H208ZM225 248H226V246H225ZM233 251H234V253H236V249L233 250ZM207 256H209V255H207ZM215 257H216V254H215ZM236 257H237L236 259L238 260V262H241L242 264H244V263L245 264H261L260 262H262V261L258 260L255 256H252L250 254H248V255L245 254L244 255L241 251L238 252V256H236ZM79 264H80V262H79Z\"/></svg>",
	"mask_w": 264,
	"mask_h": 264
}]
</instances>
